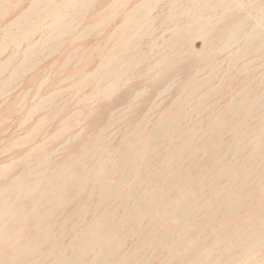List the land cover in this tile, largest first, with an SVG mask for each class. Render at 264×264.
Instances as JSON below:
<instances>
[{
    "label": "rangeland",
    "instance_id": "1",
    "mask_svg": "<svg viewBox=\"0 0 264 264\" xmlns=\"http://www.w3.org/2000/svg\"><path fill=\"white\" fill-rule=\"evenodd\" d=\"M34 1L14 0L0 8L3 80L18 66L11 61L17 54L20 64L25 50L46 41L57 23L72 22L66 35L55 41L56 48L34 60L0 98V264H11L7 255L12 249H19L13 264H264V174L243 182L252 168H264V141L257 155L255 144L235 157L230 152L242 140L249 144L264 135V109L247 119L243 115L233 129L218 131L220 137L213 134L226 106L240 101L243 91L264 94V67H258L264 63V47L245 60L249 66L244 86L234 83L215 100L199 101L222 83L239 38L217 54L211 42L216 29L211 36L174 40L175 34H186L184 27L169 30L175 0H93L85 10L74 2L51 0L41 7L43 14L32 12ZM206 12L229 15L218 8ZM44 14L45 22L35 25ZM146 27L151 29L145 34ZM20 30L27 35L11 42L7 32ZM259 30L264 31V25ZM174 46L180 48L175 56L169 48ZM210 52L223 64L214 73L203 65ZM242 64L234 65L241 71ZM199 67L204 70L197 86L204 80L210 85L184 89L185 79ZM170 77L176 78L175 84H165ZM251 102L246 100L243 108ZM199 104L208 113L192 114ZM179 110H186L187 117L159 136L160 146L145 142ZM111 115L121 121L106 134L109 154L95 150L88 155V163L94 160L90 168L79 165L59 176L63 167L78 162L82 147L102 132ZM189 132L206 135L190 154L182 153L180 144ZM171 153L176 156L173 164L167 159ZM44 157L48 162L41 174L28 177L27 170ZM181 158L188 160L171 183L163 173H177ZM116 163L120 166L112 172ZM221 163L230 169L215 170ZM80 172L84 174L77 176ZM33 183L32 196H22L20 190ZM9 187V193L1 192ZM41 192L47 198L38 220L45 224L37 237L29 238L28 230L38 231L29 220L42 203ZM222 197L230 200L220 205ZM28 203L34 205L32 210L24 208ZM13 214H19L15 221Z\"/></svg>",
    "mask_w": 264,
    "mask_h": 264
},
{
    "label": "bare ground",
    "instance_id": "2",
    "mask_svg": "<svg viewBox=\"0 0 264 264\" xmlns=\"http://www.w3.org/2000/svg\"><path fill=\"white\" fill-rule=\"evenodd\" d=\"M13 1L14 0H0V8L5 3L9 5V3L13 2ZM50 1L51 0H35L33 2V5H32V8H33V9H31V10H33L32 12H35V10H41V7ZM92 1L93 0H60V3L61 4H71L72 2H74L75 6H79V8L81 10H85L92 3ZM257 2H258V0H249L248 3H244L242 0H175L173 3H171L170 7L172 9V13H169V14H170V16H172V19L170 20L172 27L169 30L170 31L171 30L174 31L175 29L179 30L181 27H184L186 29L185 36H182L183 33L179 32L172 37L174 40L186 39V38H189L191 40V39H194V37H201V36H204L205 34H209L211 36L212 30L216 29V30H218V32L215 36H213L211 42H212V44L215 45L213 52H215L217 54L219 52H222L225 49H229L231 46V42L235 41L239 38L233 46V48H236V51L230 54L231 57L228 59V62H227V65L230 66V69L223 71L224 77L222 76L223 77L222 83L218 87L213 88L212 90H210L206 94L200 96L199 101L203 100L204 98H210V100H215L216 98L221 96L224 91H228V90H224V88L230 89L234 83L238 84L240 87L245 85L246 82L244 79H242V77L245 76L243 74H246L248 72L247 71L248 69H246V68L249 66L248 63H245V60L247 59V57L249 55L259 53V51L263 50V47H264V31L259 30V26L264 25V3L262 6L261 5L259 6V5L255 4ZM183 4H185L186 6L183 7ZM170 7H168V9ZM216 8L220 9L223 12H225V11L228 12L229 13L228 17L222 18L219 16H205L206 15V14H204L205 11H207L206 13H210V12L212 13L213 11L216 10ZM248 9H249V12L247 13ZM173 12L176 14L173 15L174 14ZM40 13L43 14L42 10L40 11ZM51 14L54 17V13H51ZM182 18L184 19V21L182 23H180ZM26 21H28V20H26ZM29 21H31L29 23L30 24L29 26L31 28V27H33V20L29 19ZM44 22H45V14L41 15L39 17L38 21H36L34 24L35 25H41ZM60 22H61V20H60ZM71 22L72 21L63 23V25L57 23L56 27L49 33V37L46 38V41L41 40L40 44L32 45L29 47L27 46L28 48L22 54L23 56H22L20 64L18 63V58H20V57H17L18 54H17L16 58L11 60L12 64L15 61L14 65L18 64V66L13 70V72L9 76L10 78H8L6 80H3V78L1 77L2 72H0V74H1L0 75V98L2 97V95H4L3 93L5 92V90L8 89L7 85L12 84L14 78H17L18 75H20L22 72H25V70H27L31 65H33L34 60H36L38 58L41 59L43 56H45L46 53H50L51 51H53L56 48L55 47V41L58 39L59 40L62 39L63 36L66 35L67 30L69 28L68 24ZM24 23L26 24L25 21H24ZM150 29H151V27H148V28L146 27V31L144 33L146 34ZM7 35L10 37L11 42L16 43L20 38L24 39L23 37L27 35V32L20 30L17 33H14V32L8 33L7 32ZM42 45H44V46L42 47ZM50 46H52V47L50 48ZM169 48L171 49L173 56L180 53L178 50L180 48H178V47L175 48V46H174L173 48L172 47H169ZM255 50H257V51H255ZM161 61H162V63H161ZM203 62H204L203 65H205L206 69L212 68V73L217 71L216 66H220V65L222 66L223 65V64L219 65L217 57L215 55H212V52H210L209 55L205 57ZM219 62H221V61H219ZM236 62H242L243 63L241 66V71L246 69L245 73H243L244 71L241 72L238 70L236 65H234ZM162 64H163V59L160 60V62L158 63V66H161ZM7 65H11L10 62ZM199 65H201V64L198 63L197 66H199ZM261 65L264 67V63L259 64L258 67H260ZM203 70L204 69H202L200 67L198 69H193V71H192L193 75L190 77L188 76L185 79V81L183 82L184 83L183 88L194 90L197 88L201 89L202 87H206V85H210V81L209 80L203 81L202 78L205 79V77H202L200 81H203L204 85L197 86V83H199L198 82L199 79H197V77L203 73ZM160 71L161 70H158V72H160ZM228 75H231V77L228 78L227 77ZM175 79H176L175 77L174 78L170 77V78L165 79L164 82H165V84H171V83L175 84L176 83ZM260 81H261L260 84L264 85V79L260 80ZM164 82H163V84H164ZM261 85H258V87L260 89H261ZM162 86L164 87V85H162ZM169 87H170V85H169ZM180 89L181 88H179L178 90H180ZM165 90H167V89H165ZM162 91H163V88H161V91L158 92L159 95L162 94L161 93ZM245 91H243L240 94L242 96L240 101H238V102L232 101L229 104V106H226V108L223 112V115L221 117L222 119L220 120L221 122H219L217 124V126L214 129L216 132H213V134H215L216 136H219V134H221L222 132H218V131L226 129V128H230V127L233 129V127H235L234 123L236 121H239L243 115H245V117L247 119L248 117H250V115H258L262 112V110L264 109V102H263V98L261 96H263L264 94L261 93L262 95L257 96V94L252 95V92L250 93L249 91H247V92H245ZM180 92H181V90H180ZM263 93H264V91H263ZM155 96L157 97V94H155ZM135 97L138 98V95L135 94ZM159 99H160V97H159ZM155 100H156V98H155ZM246 100H252L251 105L249 107L243 108L244 105L246 104ZM193 109L194 110L191 112L192 114L199 113V112L208 113L207 112L208 108L203 110V107L200 104L197 105ZM212 109H213V107H211V110ZM125 113H127V112H125ZM183 113H185V114L183 115ZM119 117H117V116L113 117L112 116L108 123L105 122L107 124V126H105L102 129V132H100L95 137H93L91 139V140H93L91 143L82 147V149L80 150V154L78 155V159H77L78 162L74 163L72 165H69L67 167H63L59 171V173L57 172L58 175L63 173V171H65V170H73L72 168H75L79 165H83L86 168H90V166L92 165L94 160L89 161V163H88V155L93 154V152L95 150H97V151L105 150L104 152H107L109 154V150L104 148V143L108 141L106 134L109 133V130L114 125H116L117 122L121 121V119ZM181 117H183V118L187 117L186 116V110L185 111L179 110V111L173 112V116L169 119L168 118L165 119V121H162V123H160L159 126L156 128L157 130L152 134V136L150 138L146 139L145 142L157 144L158 146H160L161 144L159 143V140H160L159 136H161V134H163V133H166L164 131L170 130L172 127H174L176 125V123H178L177 120H179ZM238 126H239V124L237 123L236 127H238ZM189 133L190 134L192 133L191 136L189 138H187V140L185 142H182L180 144V150L181 149L183 150L182 153L188 154L190 152V150L196 144H198L200 142L202 137L204 135H206L205 134L206 132H189ZM139 138H141V136ZM215 139H217V137ZM244 140L237 143V145H235L230 150L231 154L234 157L236 155L242 153L246 148L250 147L249 145H252V144H255V147H254V154L255 155H257V153L261 152L262 147L260 144H261V142L264 141L263 133L261 136L255 137L254 141H252L249 144L248 143L244 144L243 143ZM176 147H177V145L175 146V148ZM172 153L167 158L169 160V164H173L172 162L176 160V156H174L175 154L172 155ZM210 153L211 152L208 151V152H206V155H208ZM109 157L112 158L111 155H109ZM181 159H183V160H181L178 163V166H177L178 172L177 173L171 174L170 172H168L170 170H168V171L163 170L164 171L163 176L167 177L171 183L174 182L177 175L182 172L181 171L182 164L188 160V158H181ZM44 161L48 162V157L41 158V160H39L38 166L30 167L27 170V176L28 177H34V176L40 175L41 171H42L41 166L45 163ZM64 163H66V162H64ZM122 164H124V163H122ZM119 166H120V164L116 163L115 167L111 171L114 172L113 170H116ZM214 167H215V170L217 169V171H219V172H223L225 170L230 169V166H227L223 163H221L220 165H216ZM78 170L79 169H77V171ZM171 171H172V169H171ZM80 173L81 174L77 175V176H82L84 174V172L83 173L80 172ZM263 174H264V168H261V167L252 168L251 174H250V172H248L249 176L243 177V182H248L251 179L252 175H257V176L261 177ZM155 177H157V176H155ZM251 185H254V183ZM34 187H35V184L33 183V184L29 185L28 187L22 188L20 190L22 192V196L24 194H27L26 197H28L30 195L32 196ZM10 189H11V187H9L6 190H1V192L2 193H4L5 191L8 192ZM59 189H57V190H59ZM20 191H18V192L15 191L16 195H20V193H21ZM10 192H14V191H10ZM46 198L47 197L45 196V193L41 192L40 203H41V201H42V203L39 204L38 207L36 206L37 208H35V214H33V216L29 220V223L32 226L31 228L35 227L36 230H38V231L31 232L28 230L26 235H28L29 238L37 237L40 233L39 229L42 228V225L45 224V222H44V224H42V222H40L38 220V217H39L38 214H44L45 213L44 207H45V199ZM244 199H247V198H244ZM229 200L230 199H227V197H222L221 201H220V203H221L220 205H222V203L228 202ZM71 202H72V200H71ZM65 204H66V202H65ZM69 204H70V202H69ZM63 205H64V203H63ZM238 206H240V204ZM33 207H34V205H32L31 203H28L25 205L24 208H28L29 210H32ZM80 208L81 207H79L78 209H80ZM232 208L228 209L227 212L232 213L236 208V204H235L234 209H232ZM18 215L19 214H13L11 216V220L15 221L17 219ZM48 217H49V215H48ZM44 237L41 236V239H43ZM12 250H13V252L9 256L7 255V257H8L7 262L11 263V264H13L15 262V260L13 259V256L15 257V255L19 252L18 251L19 249H12ZM35 250H36V248H35Z\"/></svg>",
    "mask_w": 264,
    "mask_h": 264
}]
</instances>
